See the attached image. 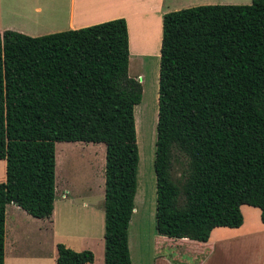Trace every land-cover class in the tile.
<instances>
[{
	"label": "trees",
	"instance_id": "trees-1",
	"mask_svg": "<svg viewBox=\"0 0 264 264\" xmlns=\"http://www.w3.org/2000/svg\"><path fill=\"white\" fill-rule=\"evenodd\" d=\"M129 59L124 17L39 36L0 32V264L7 204L36 218L53 212L57 142L104 144V264H132L142 84ZM155 146L159 235L207 241L216 227L241 226L244 204L264 222V0L163 14ZM175 153L187 159L179 179ZM56 248L57 264L94 260L88 249Z\"/></svg>",
	"mask_w": 264,
	"mask_h": 264
},
{
	"label": "crops",
	"instance_id": "crops-1",
	"mask_svg": "<svg viewBox=\"0 0 264 264\" xmlns=\"http://www.w3.org/2000/svg\"><path fill=\"white\" fill-rule=\"evenodd\" d=\"M249 3L251 0H0V32L14 30L30 36H39L67 29H78L124 17L127 22L130 50L131 41L136 36L141 40L148 38L144 37L145 33L140 32L139 35V31L137 32L139 25L137 19H130V16L136 11L138 17H152L158 22V53L160 54L162 16L164 13L182 7L204 4ZM79 143L83 142H75L76 148H78L77 144ZM4 176L5 161L0 160V180ZM75 196L78 197V194ZM61 197L65 198V195L62 194ZM92 198L93 201L86 208L82 205L77 207L75 202V209H79L83 217L82 228L75 233V238L69 236L68 239L69 241L75 240V251L88 249L94 253L93 247L98 246L104 264V190L102 184L99 185V191L94 193ZM57 199L56 197L54 209L49 218H36L14 203L7 204L4 264H45L41 252L42 244L37 239L34 242V249L36 248L34 254L22 253L20 247H23L22 237L23 233L26 232V227H29L30 231L34 230L32 227H35L36 237L39 239L43 233L45 235L49 228L53 231L55 238L60 235L55 233L57 208L58 203L60 206L66 203L64 201L58 202ZM135 212L136 207L134 205L133 213ZM241 212L243 215L241 226L237 228L216 227L211 231L207 241L178 239L179 244H173V246L182 247L180 253L188 254L189 258L194 257L195 259L194 263L185 264H264V222L261 221L260 210L257 207L244 204L241 206ZM57 241L56 239L53 241L55 261L57 256L56 245L59 243ZM175 242L176 239L172 241V243ZM180 242H183V245ZM65 245L73 248L70 244L66 243ZM128 245L130 250L129 231ZM133 246L135 248L137 246L135 239ZM94 261L95 256L92 263L86 264H95ZM53 264H57V262H53Z\"/></svg>",
	"mask_w": 264,
	"mask_h": 264
},
{
	"label": "rangeland",
	"instance_id": "rangeland-1",
	"mask_svg": "<svg viewBox=\"0 0 264 264\" xmlns=\"http://www.w3.org/2000/svg\"><path fill=\"white\" fill-rule=\"evenodd\" d=\"M242 2V1H241ZM180 8V7H179ZM184 8V7H182ZM137 12L130 19H137V32L145 33L144 40L133 39L130 44L129 74L137 77L142 84V97L139 104L134 107L139 162L137 168V190L134 205L136 212L132 214L129 224L131 241L130 253L133 264H185L194 263L182 252L178 239L172 243V238L158 235L155 229L156 212V176L154 170L156 126L158 119V77L160 54L158 53V22L152 17H138ZM136 21V20H135ZM136 28V27H135ZM134 28V29H135ZM138 35V37H139ZM143 39V38H142ZM57 142L56 155V197L57 201H64L62 206L58 203L55 230L60 234L57 238L49 228L42 237H36L35 227L30 231L26 227L23 233L22 253L34 254V242H41V252L45 264L55 261L54 239L63 244H70L75 250V240L69 241L82 228L83 217L77 207L86 206L93 201V194L99 191L105 182V146L103 143ZM80 147H83L82 149ZM187 159L180 153H175L173 175L179 179L186 168ZM94 190V191H93ZM62 194L65 198H62ZM78 194V197L75 196ZM77 197V198H75ZM62 199V200H61ZM42 231H44L42 229ZM64 236V237H62ZM136 240V248L133 241ZM62 240V241H60ZM65 242V243H64ZM183 245V242H180ZM95 249V264H103L98 246ZM180 251H179V250ZM180 253V254H179ZM177 260V261H175Z\"/></svg>",
	"mask_w": 264,
	"mask_h": 264
}]
</instances>
